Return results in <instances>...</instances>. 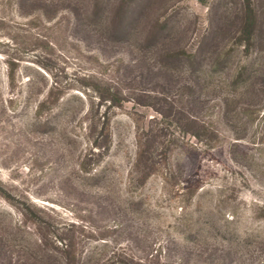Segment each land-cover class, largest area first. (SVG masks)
Here are the masks:
<instances>
[{"label": "rangeland", "instance_id": "rangeland-1", "mask_svg": "<svg viewBox=\"0 0 264 264\" xmlns=\"http://www.w3.org/2000/svg\"><path fill=\"white\" fill-rule=\"evenodd\" d=\"M108 2L0 0V264H262L264 0Z\"/></svg>", "mask_w": 264, "mask_h": 264}, {"label": "trees", "instance_id": "trees-1", "mask_svg": "<svg viewBox=\"0 0 264 264\" xmlns=\"http://www.w3.org/2000/svg\"><path fill=\"white\" fill-rule=\"evenodd\" d=\"M38 1L45 7L54 3V0H19V4H26L27 2L29 5H32ZM107 1L109 2L105 4L106 6L103 7V11L101 13L99 12L97 15L96 11H93L91 16L94 18H97L98 16V20L101 22L103 20V28L110 30L113 36L125 33H130L132 35L138 24H142L145 27L144 30L146 34L144 36V42H149L155 46L158 45V43L162 45L161 43H163V41H165L169 36L167 31L164 32L166 22L161 20L157 16L158 12H156L159 8L158 6H163L166 3V0H139V5L131 11L127 10L129 4H125V0ZM50 16L51 15L46 18L50 19ZM80 17H82V15L77 17V21L79 20V23L82 21ZM151 22H153L154 25L152 24L150 30L146 27V25ZM153 26H156L158 29L155 27L156 30L154 31V29H152ZM159 49H161V47H159ZM42 103L43 102L39 104V107ZM57 252L60 255V259L50 253L42 252V256L50 257V260L47 263H43V260H41L42 264H81V258H79L78 255L75 257L70 244H64L61 248L57 249ZM225 254H228L230 257L229 264H245L246 258L242 254L231 253L229 249ZM225 254L219 255V264L224 263ZM262 264H264V262Z\"/></svg>", "mask_w": 264, "mask_h": 264}]
</instances>
